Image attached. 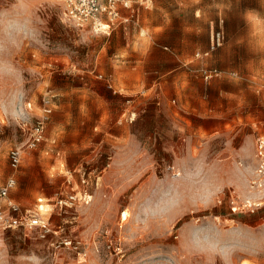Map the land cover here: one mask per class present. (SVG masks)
Returning a JSON list of instances; mask_svg holds the SVG:
<instances>
[{
	"label": "rangeland",
	"instance_id": "rangeland-1",
	"mask_svg": "<svg viewBox=\"0 0 264 264\" xmlns=\"http://www.w3.org/2000/svg\"><path fill=\"white\" fill-rule=\"evenodd\" d=\"M131 1L104 35L61 0H0V183L57 230L0 229V264H264V206L232 210L264 137V0ZM43 98L45 139L12 169Z\"/></svg>",
	"mask_w": 264,
	"mask_h": 264
},
{
	"label": "built area",
	"instance_id": "built-area-1",
	"mask_svg": "<svg viewBox=\"0 0 264 264\" xmlns=\"http://www.w3.org/2000/svg\"><path fill=\"white\" fill-rule=\"evenodd\" d=\"M63 15L66 20L78 28H88L95 34L109 35L112 29L125 20L121 13L122 8H130L131 0H61ZM219 41V37L215 39ZM214 41V40H213ZM214 48V42L211 49ZM206 53V52H205ZM198 55V53L196 54ZM201 74L204 79H210L219 74L216 68H203ZM49 98H43V109L38 115L28 131V136L24 146H14L8 151V164L12 169L20 166L23 153L26 150L37 148L45 139V124L49 119L50 108ZM255 168L253 170V188L252 200H245L240 205H235L232 210H250L254 211L264 206V137H257L254 152ZM16 186V179L9 175L0 183V229H18L21 228L28 232H35V235L41 239H47L52 233H57L50 225L47 219H44L37 212L22 209L21 206L11 200L9 192ZM76 195H69L66 198H60L57 203L60 207H67L72 204ZM81 240L61 235L50 239L49 245L54 249L65 248L77 251L81 246Z\"/></svg>",
	"mask_w": 264,
	"mask_h": 264
},
{
	"label": "crops",
	"instance_id": "crops-1",
	"mask_svg": "<svg viewBox=\"0 0 264 264\" xmlns=\"http://www.w3.org/2000/svg\"><path fill=\"white\" fill-rule=\"evenodd\" d=\"M138 3H140V4H137V5H135V4H133L132 3V6L130 7V8H122L121 9V13H122V15L125 17V20L122 22L123 24H125V23H127L134 15H135V13H137V11H138V9H139V7H140V5H143L144 4V1H140V2H138ZM145 3H147V2H145ZM160 65V64H159ZM161 66V65H160ZM137 67H140L139 66V64H137ZM141 67H143V65L141 66ZM261 137H263V136H261ZM257 139V138H256ZM256 142V141H255ZM254 152H255V150H254ZM254 152H253V158H254ZM23 159V158H22ZM5 180V179H4ZM16 187V186H15ZM14 187V188H15ZM13 188V189H14ZM12 189V190H13ZM11 190V191H12ZM10 191V192H11ZM10 192H9V194H10ZM27 195H28V193H27ZM14 197H15V199H18V197L16 196V195H14ZM11 200H13V201H15V202H17L16 200H14V199H12V198H10ZM37 201H38V205L35 207V209H32V211H35V212H37L40 216H42L44 219H47L48 220V217L46 216H43L42 215V213H41V210H42V204H40L42 201H43V198H41V197H38L37 198ZM17 203H19V202H17ZM49 211V210H48ZM251 261H252V259H251Z\"/></svg>",
	"mask_w": 264,
	"mask_h": 264
}]
</instances>
